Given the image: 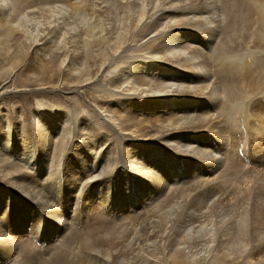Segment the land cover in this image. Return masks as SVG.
I'll list each match as a JSON object with an SVG mask.
<instances>
[{"label":"bare ground","instance_id":"6f19581e","mask_svg":"<svg viewBox=\"0 0 264 264\" xmlns=\"http://www.w3.org/2000/svg\"><path fill=\"white\" fill-rule=\"evenodd\" d=\"M230 2L234 8L218 11L221 5L215 2L216 8L212 0H0V72L6 77L18 75L19 68L24 72L32 50L48 83L60 74L63 80L87 85L107 74L104 85L110 102H94L124 144L120 150L116 141L112 163L102 168L104 173L114 170L121 151L127 163L122 166L125 184L112 188L109 180L114 176L104 178L96 161L87 165L89 157L101 151L78 136L75 149L81 169L77 161L64 169L61 162L72 140L86 131L95 138L96 129L75 125L70 113L59 115V125L57 113L42 110L34 113V126H27L20 110L14 128L8 111L2 129L9 127V133L0 130V264L15 263L12 253L18 247L12 237V244L4 245L8 235L2 222L16 223L18 216V225L27 229L30 220L40 219V229H32L35 241L42 244L47 237L39 234L46 233L48 224L49 238L65 234L81 205L80 196L76 206L69 205L74 195L62 205L64 198L54 189L58 194L65 190L66 199L78 182L91 187L79 213L90 211L92 216L85 217L92 224L77 226L70 236L78 242L84 264L264 263V178L252 196L238 188L234 204L224 205L218 202L222 187L209 178L221 167L233 170L238 161L225 140L217 139L227 129L215 127L216 136L207 132L219 116L234 130L250 131L242 144L249 143L250 158L264 166V88L259 92L258 86L264 77L253 71L264 61V25L258 29L264 22V0ZM231 15L243 16L241 35L245 30L251 35H245L248 53L239 59L228 51L235 39L225 38L219 53L215 47L219 33L232 28ZM233 71L238 81H251H239L237 88ZM151 128L154 134L148 132ZM42 161L48 163L45 172ZM115 190L117 200L110 201ZM125 191L123 203L119 199ZM152 200L157 205L152 214H141ZM24 261L67 264L43 252L39 257L27 255Z\"/></svg>","mask_w":264,"mask_h":264},{"label":"rangeland","instance_id":"374dc122","mask_svg":"<svg viewBox=\"0 0 264 264\" xmlns=\"http://www.w3.org/2000/svg\"><path fill=\"white\" fill-rule=\"evenodd\" d=\"M212 1H213V4L216 2L215 4L218 7H219V5H221V7H219V9H217L218 11L221 9L224 10L227 7L230 10L231 6L233 8L235 7L234 4L230 5L231 4L230 0H226V1L225 0H223V1L219 0V1H221L220 3L218 2V0H212ZM224 1H225L226 5L223 4ZM247 1L249 2V0H247ZM19 4L21 7L23 6L21 2H19ZM216 5H215V7H216ZM218 7H216V8H218ZM224 7H226V8H224ZM176 15L181 16L180 14H176ZM181 17H183V16H181ZM243 18H244L243 16H240V18L235 17L233 15L229 16L228 21L231 22L232 28L231 29L230 28L224 29V30H222V33L221 32L219 33L218 40H215V47L217 48L216 49L217 52L221 51V48H222L221 46H222L223 41H226V40L229 41L230 39H235L234 42H231L232 46L230 45V47H229V50H228L229 54L236 56V59H239L248 53V50L246 49L247 48L246 43L243 44V41H244L245 35H250V33H249L250 30H245L241 35L240 29L243 28L242 26H245V22L243 21ZM234 19H235V21H233ZM234 23L236 24V26ZM252 25H253V23H252ZM263 25H264V22L261 23L260 26H258V29H261L263 27ZM225 30H226V32H225ZM228 34H230V35H228ZM225 38H226V40H225ZM249 39H251V38H249ZM249 39H247V41ZM236 42L238 43V46H237ZM217 45L220 47H218ZM205 46L206 45L204 44V48H206ZM233 46H235V47L233 48ZM241 49H242V51H241ZM207 50L205 49L204 51H207ZM31 53H32V50H31V52H30V54L26 60L27 64L30 63V65H29L30 67L28 69H26L24 72H23V70L25 68H23V69L19 68L18 75H16V76L14 75V76H10V77H6L5 74L3 75L0 72L1 73L0 78L2 79L3 78L2 76L5 77V79H3L4 81L0 79V130H1V132L5 131V132H7V134L9 133V127L5 128L4 130L2 129V127L6 123L5 122L6 121L5 115L8 114V111H9V115L11 116L10 125L14 128H17L16 125H18V123H17L16 118H17V116H19L18 113L20 110L24 111V114H22V119H24L26 121L27 126L36 125L38 118H34V113L38 110L48 112V114H51V115H53V114L55 115V113H57L56 117L54 115L53 116H54V119L56 120V123L59 125L60 124L62 125V120H63L62 116H61V119L59 118V115L62 113L63 114L70 113L68 115L73 116L76 120V122L75 121L73 122V123H75V125L79 124L81 128H84L86 126L90 127V128L92 127V129H96V130H94V133H93L95 138H91V136L89 135V134H91V131L89 133L86 131L85 135L82 136V138H81V135L79 134L72 140L71 143L72 144L74 143V144L69 145L68 151L64 155L63 160L61 162L64 169L69 164H75L76 161L78 162V165H79L78 170L81 169L80 168L81 155H79V153L75 149V143L78 141L77 138L79 136L80 140L82 139L81 140L82 142L85 140L84 141V143H85L88 140L90 145L96 146L98 148L97 150L101 151L98 156L94 155L93 157L92 156L89 157V161H88L87 165L90 163V161H92V162L96 161V164H98V166L100 167V170L102 169L101 172L103 174H105L104 178L108 179V177L114 176L116 179L114 178V180L113 179L109 180L110 182H113L112 188L114 185L119 184V183L125 184V179H126L125 173L123 174V170H125V169L122 166H123V164H127V163H124L125 162L124 157L121 154L122 151L120 152V157L117 160V165L113 168L114 170L108 171V173H104V169L102 168L103 166L109 167V165L112 163L113 160H110L112 158L111 152L113 149H115V146L117 144L116 141H118L119 146L121 147V148L119 147L120 150L123 149V144H124L121 142L122 141L121 137H119L117 132H114L112 130L111 125L103 118L101 111L99 109H97V106L95 105V102H97V101L101 102L103 99L104 100L102 102H105V101H106V103L110 102L109 101L110 98L108 97L109 93L107 92L106 86L104 85L105 81L107 80V79L105 80V78H107L108 75L107 74H99L98 76L94 77L95 82L84 85V84H77L76 81L75 82L70 81V79L68 77H66L67 80H63V76L59 74L55 77V80L53 82L48 83L46 81L47 77L45 76L43 71H41V67H40L39 61L35 57V53H32V54ZM131 55L133 57L137 56V54L135 52H133ZM28 61H30V62H28ZM0 64H1L0 65V67H1L0 71H3L4 70L3 62L0 61ZM24 66H25V63L21 67H24ZM7 68H8V66L7 67L5 66V69H7ZM255 68H256V70L253 69V71L258 72L259 76L262 75V77H264V75H263L264 70H262V69H264V61H262V64L260 63ZM260 71H262V72H260ZM234 72L235 71L232 72L233 73L232 75L234 76V78L237 82L238 76H237L236 72L235 73ZM239 79H240L239 81L242 82V81L249 80L250 78L249 79L246 78L243 80L241 78H239ZM239 81L237 82V84H235V85H237V88H239L242 85V83H240ZM250 81H251V79H250ZM262 82L263 81H261L258 84V86L260 87L259 92L262 90V88H264V84H262ZM3 87H5L6 90H4ZM230 87H231L230 88L231 90H235V88L233 86H230ZM263 91H261V92H263ZM107 93H108V95H107ZM262 98H263V96H262ZM263 104H264V102H263ZM241 110L243 111V107H241ZM20 117H21V115H20ZM88 119H89V121H88ZM209 124L212 126L210 127ZM209 124L206 127L208 130L207 132L212 134V135L214 134L215 136H216L217 130H218V129L216 130L215 127H222L224 130L227 129L222 134H220V136L223 135L222 138L217 137V139L225 140V143H226L225 145L228 146V148H230V150H231V153H230L231 157L232 158L234 157L235 159H237L239 161V162L237 161L236 165L233 166V168H234L233 170H232V167L229 165L230 168H227L225 170V168L221 167V169L218 172L213 173L209 176L210 179H213V180L215 179L214 181L219 186H221L223 189L222 191L224 193L221 196V198H219V200H218L219 204L220 205L234 204L232 202L235 201V197L236 198L238 197L237 194H238L239 190L246 191L247 197H248V195L252 196V194L254 193L253 190H255L259 181L262 178H264V166H263V163L261 161L254 160V159L250 158V156L248 154V150H249L248 147L250 146V144L248 143L246 145V147H245V143L242 144L246 138L251 137V134L249 133L250 131L249 130L245 131L246 132V134H245V132H242L243 131L242 128H237L238 130L237 129L234 130L231 127L229 121L227 119L225 120V118H223V116H219V117L213 119ZM227 124L229 125V127ZM79 125L76 127H79ZM89 125H91V126H89ZM229 128H230V131H229ZM244 130H246V129H244ZM239 131H240V133L241 132L244 133V135L240 136L241 138L239 137V135L235 136V134H240ZM80 132H81V129H80ZM148 132L150 134H154L153 128L149 129ZM81 133H83V132H81ZM85 136H86V138H83ZM114 136H115V138H114ZM89 137L91 139H89ZM238 137H239V139H238ZM105 138H106V140H105ZM144 139L148 140L150 138L144 137ZM123 142H125V140ZM109 143H110V145H109ZM36 144H37V142H35V147L38 146L37 148H40L39 144L38 145H36ZM90 145H88L86 147V148H88L89 151L91 149ZM37 148H35V149H37ZM22 149H24V148H22ZM20 151L22 152L21 149H20ZM4 153H5V151H4ZM47 164H44L42 161L43 172L46 171ZM237 164H238V166H237ZM116 171L119 173L117 174ZM227 171H228V173H227ZM229 177H231V178H229ZM140 178H143V176L137 175V179H140ZM76 183H77V181H76ZM141 183L145 184L143 182H141ZM141 183H140V186H142ZM78 184H80V186L74 189V194L69 193L66 199H65V194H67V193L65 190L64 191L61 190V192H63V193L58 194L56 189H54L55 190L54 193L56 192L58 197L61 196L62 198H64V202L60 203L62 205L66 201H72L71 199H72V196L74 195V196H77V198L74 197L73 202H70L69 205L76 206L75 205L77 202L76 199H78L80 196L79 202L81 203V205L77 209L74 219H69V221L71 223L70 225H72V224L73 225L66 231L67 234L66 233L65 234L59 233V234H56L55 236H53V238H49V236H51V233H49L50 224H48L49 225L48 228L46 227V229H45V231L47 230L46 233L41 231V233L39 234L41 236V238L45 237V236L47 237V239L45 240V243L42 244L41 241H38V240L35 241V239L33 237V234L35 236L34 230L40 229V228H38V224L41 221L40 219H36L35 221L30 220L28 227H27L28 231H27V229H22L23 228V227H21L22 225H18L17 222L20 220V218L18 216L16 219V221H17L16 223H11V222H9V220L3 221L4 223L2 222V225L4 227V228H2L3 232L5 235H8V237L6 238V241L4 242V245L10 246L12 244V242L10 241L9 237H12V240L14 239L13 240V243L15 244L14 247L18 246L15 249V254H14V252L12 253L13 257H14V258H12V261L15 262L13 264H27V262L25 263V261H24V258H26L27 255L39 257L42 252L45 254V257H51V256L61 257L63 261H65V260L67 261V264H69V263H71V264H84L83 260H80V259H84V257L82 255L81 249L79 247H77V246H79L77 244L78 242H75V241L73 242V239L70 236H72L74 229L78 228L77 226H79V227L85 226L86 227L87 225L92 224V219H91V223H87V221H86L88 219V217L92 216L90 211H88V214L86 212L84 215L79 213V211H80L79 209L82 207L83 204L85 205V201L87 198L86 196L89 195V193H90L89 191L91 190V187L86 186L87 184L83 185L82 183H79V182H78ZM108 186L109 185H107V187ZM238 188H239V190H238ZM100 189H104V187H101ZM135 189H136V186H135ZM80 190L82 192H80ZM141 191H144V190L142 189ZM116 194H118V190H115V197L112 195L111 196L112 198L110 201H116L117 200L116 197H118V196ZM125 194H127L126 191L123 194L121 193V197L119 199L120 202L122 201L123 203H125V201H123L124 200L123 196ZM131 196H134L133 203H135L136 198H137L136 192L133 191ZM220 200H221V203H220ZM260 202L262 203V201H260ZM261 203H260L259 207L261 206ZM156 206H157L156 203L152 200L150 202V206L148 207V209L146 208L147 210L145 212H141V214L145 213L144 215H151ZM112 212L114 214L115 210L113 209ZM85 215L88 217H85ZM75 219H77V220L75 221ZM48 220H49V222L51 221V219L49 217H48ZM63 235H66V236L63 237ZM48 238H49L51 243L47 242ZM24 242H26L27 244ZM46 249L50 250V253H48L46 251ZM7 250H9V249H7ZM256 260H257V258H256Z\"/></svg>","mask_w":264,"mask_h":264}]
</instances>
